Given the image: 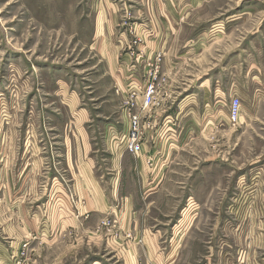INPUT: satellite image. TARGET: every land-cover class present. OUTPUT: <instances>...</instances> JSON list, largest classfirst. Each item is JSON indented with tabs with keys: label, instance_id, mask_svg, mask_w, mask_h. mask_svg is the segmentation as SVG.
<instances>
[{
	"label": "rangeland",
	"instance_id": "obj_1",
	"mask_svg": "<svg viewBox=\"0 0 264 264\" xmlns=\"http://www.w3.org/2000/svg\"><path fill=\"white\" fill-rule=\"evenodd\" d=\"M111 1L0 0V264H264V0H206L168 38L156 10L138 19L126 4L120 22L104 24L117 10ZM199 31L224 34L188 52ZM159 37L165 48L147 52ZM113 45L125 78L116 87ZM158 51L160 104L141 113V144H162L154 170L164 181L150 185L136 153L115 171L111 152L126 151V99L136 91L141 101ZM116 118L120 131L107 137ZM85 130L94 148L86 156ZM89 170L100 184L80 183ZM153 186L157 202L138 210L135 233L128 192L143 197ZM147 236L157 237L152 255L140 248Z\"/></svg>",
	"mask_w": 264,
	"mask_h": 264
},
{
	"label": "crops",
	"instance_id": "obj_2",
	"mask_svg": "<svg viewBox=\"0 0 264 264\" xmlns=\"http://www.w3.org/2000/svg\"><path fill=\"white\" fill-rule=\"evenodd\" d=\"M205 2H207V1L206 0H151V1H149V0H112L110 3L108 2L107 6L110 5V7L115 8V10L117 9L116 13H114L111 17L110 16L109 17L102 16L101 19H102L104 24H106V23L109 24V22H113V21H116V23L120 22L121 17H123V15L121 16V14H119V12H118V11H120L119 8H123V5L128 4V6L131 8V12L135 16V18L139 19L141 17H144L145 15L147 16L148 14H152V15L156 14L161 21V23L159 24L160 25L159 27H161V29H163V32L160 34L164 38H168L169 35L170 34L172 35L174 30H176V29L179 30V35H181L184 28H186L187 23L190 24V16L192 15V13H194L195 10H197L198 8L203 6L205 4ZM154 10H156L155 14H154ZM146 19H148V18H146ZM113 23H111V24H113ZM142 23H146L145 20ZM164 33H166V34H164ZM223 34H224V31L218 32V33H213V31H207V32L205 31V32L201 33L199 31L196 34V37L190 40L191 42H189V40H188V42L183 44V46L185 49H187L188 52L189 51H195V49L198 46L197 42H196L197 40L200 41V40L209 39L208 41H215V40L219 39ZM158 36H159V34H158ZM211 36H214V37H211ZM165 46H166L165 43L161 44L160 37H159L158 42L148 41L147 46H146V50L148 52L150 49H153L154 47H157V48L159 47V48L163 49V48H165ZM106 51H107L106 52L107 53L106 58H107V62H108V67L112 73L113 81L115 83V87L117 85L122 86V84L125 83V78L123 79V74H121V72L119 70H121V71H124V70L118 68V62H119V56L121 54V50L116 45H113L112 47H110V49H108ZM209 77H211V75H208L207 77L203 78L199 82L200 85L202 84V86H204L205 89L210 88L212 86V82L209 79ZM216 86H217V84H216ZM205 96H206V94H205ZM205 96H204V98H206ZM181 106L182 105H179V109H183V108H181ZM77 117H78V115H77ZM121 122L123 123V121L119 122L117 118H116V122H114V121L106 122L107 124L105 125V131L107 133L106 134L107 137L113 135L114 133L116 134L120 131L119 129L122 125H119V124ZM109 126L115 127L113 130H111L112 134H111L110 130H109V132H107ZM124 128H125V123H124ZM189 129H190V127H188L187 130L189 131ZM191 130H192V133H191L192 137H194V131L195 130H193L192 127H191ZM82 134H83L82 142L84 143V152H85V156H86V155H88L89 152L90 153L93 152L94 148H93V144L90 140V133L87 130H85V132H83ZM186 134L187 133H185V129L182 128L181 132H179V137H180L179 148H184V146H185L184 140L186 138ZM85 139H87V142ZM155 141H156V139L153 138V142L156 144H152L151 141L149 143L148 138H146V140L141 144L140 150L136 153L137 155H135L137 158L136 163L138 166H140L142 168V171H143L142 172V176H143L142 182H144L145 184L149 183L150 185L154 184V183H156V185H158L160 183H163V181H164L163 180L164 176L160 175L157 170H154L157 168L161 169V162H162L160 159L158 160V152L159 153L161 152L160 148L162 147V144H160L159 141H156V142ZM106 142H108V138L106 139ZM157 142L159 144H157ZM130 154L132 156L133 153H131L130 151H127V150L125 152L123 151V152L119 153L118 155L117 154L114 155V153L111 152V155L113 157V158H111L112 164H113L112 167H114V165H115V167H114V168H116L115 171L117 170V166H118V165L116 166V164H118L120 162V167L125 165L124 164V158H126ZM148 169L150 171L149 173H151V174L146 176L148 174ZM115 175H118V173L115 172ZM84 177H83V179H80V183L82 185L83 184H91V185L96 184L97 185V184H100V182H102L101 179H99V177H96L93 179V176H92V173L90 170H89V172H87V177L86 178H84ZM131 181L133 184H140L141 178L135 179L133 176V180H131ZM84 182H90V183H84ZM97 187L98 186H96V188ZM153 187H150L149 191L148 190L145 191V195L143 197L141 196L140 192H138L136 187L134 190H129V192H128L129 193L128 199L132 200V205L135 207L134 210L132 211V213H130L128 216L129 217V223L131 225H133V230L135 233H138L142 229V226L140 229L137 228L138 219L136 218L137 217L136 213L138 212V210L142 208V205H144V203L147 207H150V206L155 205L157 202V194L159 193L160 189H157L156 186L154 188ZM96 188H94L95 192H94V190H92L88 193L93 192L96 195L102 196V192L97 190ZM83 189H84L85 193L87 194V189H85V188H83ZM103 193H104V191H103ZM104 197L106 198V196H104ZM91 202L89 203V201H88L87 206H91L94 204ZM85 210H87V209H85ZM93 212H94V210H93ZM143 225H144V232H147L148 231V225L145 223H143ZM135 239H137V238H135ZM156 240H157L156 236H152L150 238H149V236H147L145 239V242H146L145 245H141L140 248H142V246H144V248H145L144 251L147 254H150L151 253L150 249H153V250L155 249L154 243L157 242ZM135 242L133 243L134 248H136ZM129 243H130V241H129ZM133 246H132V243L129 244V248H132ZM135 254H136V251H134V256H135ZM151 255H152V253H151ZM153 256H154V254H153ZM155 256H156V254H155ZM149 260L154 263V260H152V257ZM153 263H151V264H153Z\"/></svg>",
	"mask_w": 264,
	"mask_h": 264
},
{
	"label": "built area",
	"instance_id": "obj_3",
	"mask_svg": "<svg viewBox=\"0 0 264 264\" xmlns=\"http://www.w3.org/2000/svg\"><path fill=\"white\" fill-rule=\"evenodd\" d=\"M220 29L223 25L217 24ZM164 54L161 51L153 53L149 60L145 80L144 91L141 101L138 99V94L134 91L128 99H126V106L128 110V126L123 135V142L127 151L137 153L141 147L142 139V111L151 113L152 109L159 105L160 86L162 83V62ZM135 75V73H133ZM242 99L239 96L232 98L230 102V120L237 123L242 113Z\"/></svg>",
	"mask_w": 264,
	"mask_h": 264
}]
</instances>
